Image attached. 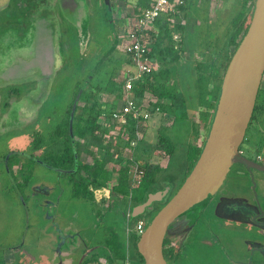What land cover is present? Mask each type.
<instances>
[{
  "label": "rangeland",
  "instance_id": "374dc122",
  "mask_svg": "<svg viewBox=\"0 0 264 264\" xmlns=\"http://www.w3.org/2000/svg\"><path fill=\"white\" fill-rule=\"evenodd\" d=\"M224 1L211 0L207 14L210 23L213 24L226 17L225 9L228 8L224 6ZM139 2L140 0H73V3H70L72 8L66 9L61 7L60 0H0V264H6L3 261V254L8 251L12 253L14 261L10 264H80L79 255L90 252L99 256L106 251L105 246L100 242L106 236L111 239L114 234L116 238H120L123 234L125 236L124 232L127 228L133 229L136 219L130 220L129 223L124 222L122 210L116 205L106 208L102 204L97 207L104 213L101 217L98 211L96 212L97 209L91 207L87 201L73 197L67 175H58L57 172L32 161L31 156H42L40 150H33L32 141L38 135L46 139L49 137L73 101L76 87L87 77L91 75L89 79L91 85L88 86L87 91L93 97L95 94V99L103 105L107 104L112 96L103 89L99 90V85L105 88L110 76L120 82L131 74L139 75L129 54L118 47L92 73L94 66L100 62L103 54L110 47L113 38L115 36L119 38L133 28L140 18L145 8ZM105 3H108L107 8ZM181 14L179 11L176 16L165 17V21L170 26L184 25L186 21ZM35 19L37 23L34 22ZM51 24L54 29L56 60L49 77L39 67L48 66L47 37L52 29ZM199 24L197 19L191 20L188 25L189 31L193 32L194 27ZM152 34H157L155 24L149 27L147 34L144 35L148 46H152ZM195 36L194 47L188 55H183V52L179 51L181 34L174 32L175 49L181 57L193 63L204 61L206 58L204 54H207L211 58L210 68L214 70L218 61L216 53L209 47L198 48L203 35L198 33ZM39 45H42L43 55L46 57L42 61H39ZM42 63L44 65H41ZM26 64L28 67H25ZM192 74L195 76L194 70ZM47 77L49 81L46 83V91H42ZM29 81H32V87ZM260 87L261 92L257 95L256 101L257 105L261 104L264 109V97H262L264 75ZM30 90L33 91L29 92ZM123 94V99L117 101L125 100V90ZM129 96L134 101L132 92ZM77 103L79 106L84 105L83 100ZM154 103L155 99L152 96L145 95L139 107L148 111ZM202 110L199 108L198 111L190 114L192 122L196 125L195 131L189 124L183 126L175 124L172 127L171 116L164 117L165 119L154 116L148 121V125L142 128L143 137L140 142L144 143L147 149L143 152L144 164L153 161L162 168L168 167V155L160 159L154 155L159 126L167 128V134L175 146L165 182L160 183L155 189L162 190L165 184L171 186L166 201L182 184L181 170L185 168L181 169L180 166L185 161L186 152L193 145L200 146L205 137L206 125L199 119V112ZM256 118L248 131L242 154L254 160H258L257 156H262L261 163H264V112L257 113ZM155 121L156 129H153L151 125ZM98 122L103 124L104 119H98ZM123 132L124 130L117 135L110 130L108 134L103 135L101 130H97L95 135L100 140L99 142L96 140L89 147L93 155L84 151L80 154V161L84 160L91 164L99 154L104 156L107 149L103 145L108 142H111L109 150L112 159H124L122 164H125L126 159L131 160L130 155L132 156L139 143L132 146V141L136 139H127V134ZM13 152L20 154L17 158L20 163L12 168L14 174H10L6 170L5 160L9 155L12 156ZM22 163L25 165L24 172L18 173ZM111 167L109 170L112 172V169L113 171L115 169ZM244 170L241 165L232 166L216 196L206 207L201 208L202 211L193 214L197 215L195 228L181 236L180 252H176V257L169 258L168 264H243L241 252L245 247L244 238L248 233L251 237L254 228L253 226L242 228L239 223L233 221L224 222L221 226V222L215 218L216 209L213 204L222 196L233 198L228 203H234L238 198L244 199L245 203H254L255 199L264 202V173L253 172L256 183V195H254L249 174L248 177L241 176ZM24 177H29L26 186L22 183ZM115 177L117 175L111 183H115L117 180ZM36 188L39 190L35 191ZM115 197L117 201H122L121 197ZM119 206L121 207L120 204ZM162 206L163 202L153 205L154 208L156 207V212ZM111 207H114L113 210ZM154 214L146 211L139 217L147 226ZM53 217H56L55 222ZM66 226H69L71 233L66 230ZM227 227L231 228L230 232L225 229ZM138 237H134L129 242L130 261L133 264L139 260L135 249ZM169 238L170 246L178 250L177 239L173 238L172 234ZM206 239L214 241L215 245L211 247L205 245L203 241H207Z\"/></svg>",
  "mask_w": 264,
  "mask_h": 264
},
{
  "label": "trees",
  "instance_id": "16d2710c",
  "mask_svg": "<svg viewBox=\"0 0 264 264\" xmlns=\"http://www.w3.org/2000/svg\"><path fill=\"white\" fill-rule=\"evenodd\" d=\"M139 3L144 8L150 7L147 0H140ZM210 3L211 0H186L185 4L179 8L182 18L186 21L184 25L176 24L170 26L165 21V16H160L155 21L157 34H152V46L146 49V57L151 70L133 81L130 91L134 95L136 108L141 105L145 95L152 96L155 99V103L148 110L151 115L150 119L162 114L170 115L173 118L172 127L175 124L182 126L189 124L191 129L195 131L196 125L192 122L190 114L198 111L199 108L203 109L199 112V119L206 125V134L200 146L193 145L186 152L185 161L180 166L181 169L185 168L181 170V173H183L181 183L190 173L201 153L216 109L223 75L234 51L248 29L254 6V0H225L224 6L228 8L225 9L227 12L226 17L212 24L207 18ZM107 6L108 3H105V8ZM193 19H197L200 24L194 27L193 32H190L188 25ZM110 27L113 29L111 24ZM174 32H180L181 34L179 51L183 52V55H188L192 47H194L193 40L196 38L195 35L198 33L202 34L203 39L198 48L209 47L216 53L218 58V61L216 60V68L211 70V58L207 54H204V58L206 57L204 61H195L194 63L189 62L187 58L181 57L178 50L175 49ZM117 46L118 38L115 36L100 62L95 65L96 67L94 66L92 73L100 67L106 58L112 55ZM232 48L233 50H231ZM62 54L64 55V51ZM193 70L195 71V76L192 74ZM90 76L76 87L73 101L67 107L61 122L56 125L49 137L46 139L38 135L34 138L32 141L33 150H40L42 156H31L32 161L57 172L58 175H67L71 181L72 193L75 198L93 203L94 195L89 188H107L111 190L112 194L122 198V201H118L119 203H124V205L130 203L131 208H133L145 202L147 195L153 192L160 183L165 182L175 146L171 137L167 134V128L159 129L156 135L154 155L159 159L168 155V167L162 168L152 161L146 162L142 167L144 175L140 183L133 188L128 186L133 161L126 160L125 164H122L124 159H112L109 150L111 149V142L103 145L107 149L104 156L99 154L91 164H81L79 159L82 152L86 151L89 155H93L89 147L96 140L98 142L100 140L95 135L97 130H101L103 135L108 134L110 130L120 135L122 130H124L123 134H127V139L133 140L135 138L136 117L134 114H127L124 123L112 122L111 113L117 108L118 104L116 106L101 105L95 99V94L94 97L91 96L87 91L88 86L91 85ZM110 77L107 81V86L102 88L99 85L98 89H103L105 93H109L116 101L117 99H123L124 80L117 82L113 79V76ZM260 92L261 88L258 95ZM80 100L84 101L83 106L78 105L77 102ZM260 107L261 104L257 105L256 101L244 142L240 146L241 152L245 140H247L248 131L257 119L256 114L259 113ZM98 119H104L103 124L98 122ZM81 141L84 142L82 143ZM100 143L102 142L100 141ZM103 146L101 145V148ZM12 154L5 160L6 170L10 174H14L12 168L20 163V160L17 159L20 154L14 152ZM110 166L115 170L113 171L111 167V172L109 170ZM24 168L25 165L22 163L18 173H23ZM113 172L117 173L115 183H111ZM28 180L29 177H24L23 186L27 185ZM153 213H156V207ZM193 214L194 212H191L188 215L193 216ZM128 219L132 220L131 215H129ZM135 219L137 221L141 218L137 217ZM112 236L113 240L117 241L116 236L114 234ZM138 239L139 237L136 238L137 241ZM170 243V238L167 234L163 242V254L167 263L169 258L172 259L177 256L176 248L170 246ZM114 244L117 246L112 250L113 256L122 259L123 247L121 245L118 246V242H114ZM137 255L139 264H144L142 257L138 253Z\"/></svg>",
  "mask_w": 264,
  "mask_h": 264
},
{
  "label": "water",
  "instance_id": "95a60500",
  "mask_svg": "<svg viewBox=\"0 0 264 264\" xmlns=\"http://www.w3.org/2000/svg\"><path fill=\"white\" fill-rule=\"evenodd\" d=\"M70 3L73 0H60L61 6L66 9L71 7ZM50 26L52 29L47 37L48 66L42 63L47 68L39 67L49 77L56 60L54 29L52 24ZM38 51L39 61L45 60L42 45L38 46ZM263 75L264 0H254L248 29L223 75L214 116L195 165L170 199L166 201L171 186L165 184L162 190L149 193L145 202L132 208L133 220L146 211L153 212V205L163 202V206L154 214L136 244L144 264H168L163 254V242L171 225L196 209L206 207L224 184L232 166L241 165L247 171L252 189L255 190L253 172L264 173V164L244 156L240 146L244 142L254 112ZM49 77L45 78L42 91H46Z\"/></svg>",
  "mask_w": 264,
  "mask_h": 264
},
{
  "label": "built area",
  "instance_id": "2783aa9c",
  "mask_svg": "<svg viewBox=\"0 0 264 264\" xmlns=\"http://www.w3.org/2000/svg\"><path fill=\"white\" fill-rule=\"evenodd\" d=\"M150 7L145 8L141 12L140 18L135 23L133 28L129 29L122 36L118 38V49H122L125 53L129 54L134 66L137 67L139 75L136 74L129 75L124 80V90H125V100L119 101L120 104L111 113V119L118 121L119 123H124L127 114H134L136 117L135 132L136 141H132L131 145L134 146L140 142L143 137L142 128L148 125V121L151 115L148 111L141 110L138 106L134 104L133 98L129 96L132 88L133 81L139 79L141 75L150 72L151 67L148 64V59L146 57V49L149 47L146 43L144 35L147 34L149 27L155 24V21L160 16L173 17L179 14V8L185 4L186 0H147ZM257 159H262V156H257ZM130 186L133 188L137 186L143 175L144 171L142 165L134 162L131 168ZM146 228V223L143 219L136 221L134 225V233L136 236H140Z\"/></svg>",
  "mask_w": 264,
  "mask_h": 264
},
{
  "label": "flooded vegetation",
  "instance_id": "af4514ba",
  "mask_svg": "<svg viewBox=\"0 0 264 264\" xmlns=\"http://www.w3.org/2000/svg\"><path fill=\"white\" fill-rule=\"evenodd\" d=\"M25 67H28V64H26ZM28 83L31 84L30 86L32 87V81L31 82L29 81ZM33 90H30L29 92ZM29 92H27L26 94L28 95ZM248 158L254 160L251 157ZM254 161L261 163L262 159L254 160ZM241 173H242L241 176L248 177V173L245 170L244 172ZM253 194L256 195L255 190L253 191ZM231 199L233 198H229L227 196H222L221 198H218L215 204H213V207L216 209L215 218L218 219V222H221L220 223L221 226L224 224V222H231V221L235 223H239V226L242 228H246L247 226L249 227L253 226L254 228L253 235H251L250 237V234L248 233V236L244 238L245 247L244 250L241 252L242 254L241 260L243 264H264V202L263 203L258 202V200L255 199L254 203H249V202L245 203L244 199L238 198L236 202L228 203V201H230ZM200 210L202 211L203 209L198 208V210L197 209L195 210L196 212L195 211L193 212L198 213ZM196 218H197L196 214L193 216H189L187 214L186 216L178 219L175 223L171 225L170 230L168 231L167 234L169 236L172 234V237L177 239L178 250L176 249L177 250L176 252L178 251L180 252V241H182L181 236L186 234L189 229L195 228V224L197 223V221H195ZM207 241L208 244L204 243L205 245L210 247L213 244L215 245L214 241L212 242L210 241V239H208ZM217 244H219V242H217Z\"/></svg>",
  "mask_w": 264,
  "mask_h": 264
},
{
  "label": "crops",
  "instance_id": "0c3cea01",
  "mask_svg": "<svg viewBox=\"0 0 264 264\" xmlns=\"http://www.w3.org/2000/svg\"><path fill=\"white\" fill-rule=\"evenodd\" d=\"M62 7V6H61ZM36 20V19H35ZM37 21V20H36ZM34 21V22H36ZM32 29V27H31ZM31 29H29V31H31ZM32 34V32H31ZM35 46V45H34ZM261 88V87H260ZM262 97H264V94L262 95ZM111 98L113 100H111ZM109 98V100L107 101V104L104 103L103 105H114L116 106L117 104H120L119 101H116L113 97ZM264 112V109L261 105L260 107V110L259 112ZM170 115H167V114H162L160 117L162 119H165L166 117H168ZM165 117V118H164ZM172 123H173V120H172ZM151 127L153 129H156V121L151 125ZM161 128H165L164 126H159L158 130L161 129ZM262 134V133H261ZM143 141V140H142ZM139 146L137 147V149L135 150V152L132 153V156L130 155V158L131 161L133 162H138L140 165H142V167L144 166V159H145V156L143 154V152H145L144 150H147L144 146V143L142 142H139L138 144ZM142 145L144 147H142ZM141 146V147H140ZM143 149V150H142ZM147 152V151H146ZM136 154V155H135ZM126 159V158H125ZM81 159H79V162L82 164V163H86L83 161H80ZM127 160V159H126ZM153 162V161H152ZM154 163V162H153ZM117 175L116 172H114L112 174V180H114V176ZM63 176V175H62ZM117 179V177H115V180ZM69 180V179H68ZM70 181V180H69ZM71 183V181H70ZM72 186V184H71ZM128 186H130V178L128 179ZM72 188V187H71ZM92 192H93V195H94V202L93 203H90V206L93 207L96 212L98 211L99 215L102 217L104 215V213L101 212L100 208L98 209L97 207L102 204V205H105L106 208H109L110 206L112 205H116V207L120 210H122V216L125 218L124 222H130V220L128 219L129 215H131V212H132V208H131V205L130 203L129 204H126L124 205V203H119L117 200H116V197L114 194H112L111 190L110 189H107V188H98V189H95V188H92L90 187L89 188ZM39 188H36L35 191H38ZM48 191V190H46ZM73 198V197H72ZM78 199V198H76ZM119 204L121 205V207L119 206ZM56 207V205H55ZM120 207V208H119ZM112 210L114 207H111ZM57 209V207H56ZM119 213V212H118ZM121 213V211H120ZM56 220V217H53V221L55 222ZM100 226V225H99ZM98 226V227H99ZM65 228V227H64ZM103 228V226H102ZM194 228H191L188 230V232H191ZM227 229L228 232H230L229 227L225 228ZM66 230L69 231V226H66ZM104 230V228H103ZM112 230V229H111ZM70 232V231H69ZM235 232V231H233ZM71 233V232H70ZM125 236L123 234V236H120V238H116L117 241H114L113 238H108L106 235V238L103 239L102 241H100L106 248V251L102 253V255H99V256H96L94 255V253H88V254H84V255H79V259H80V264H133L131 263L130 261V252H129V242L130 240L134 239V236H136V234L134 233V227L133 229L131 230L130 228H127L125 230ZM187 234V233H186ZM110 239V240H109ZM208 240V239H206ZM114 242H118V246H122L123 247V250H124V253H123V258L122 259H119V258H115L113 256V252L112 250L115 249V247L117 246L116 244H114ZM109 243V244H107ZM137 243V242H136ZM203 243L205 244H208V241H203ZM11 252H6L3 254V261L4 263L6 264H10L11 262H14L13 259H12V256H11ZM134 264H139V260L137 262H135Z\"/></svg>",
  "mask_w": 264,
  "mask_h": 264
}]
</instances>
